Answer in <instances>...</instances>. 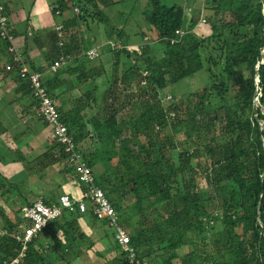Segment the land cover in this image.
Wrapping results in <instances>:
<instances>
[{
	"label": "trees",
	"instance_id": "trees-1",
	"mask_svg": "<svg viewBox=\"0 0 264 264\" xmlns=\"http://www.w3.org/2000/svg\"><path fill=\"white\" fill-rule=\"evenodd\" d=\"M161 1L147 0L140 47L130 49L129 36L115 30L117 44L109 45L106 62L98 56L87 65L84 52L92 38L81 40V23L87 16L106 18L95 0H59L51 13L68 17L59 23L63 35L54 31L50 36L52 53L45 58L52 64L68 55L71 61L64 73H75L78 82L102 77L94 89L109 85L91 99L97 112L89 121H82L79 113L89 106L94 89L79 96L69 119L57 106L61 98L52 92L58 80L43 82V88L129 235L136 259L146 264H264V0H204L215 14L206 24L211 34L205 37L190 31L200 16V9L192 7L197 0L185 1L184 7H166ZM186 7L190 17L185 16ZM218 11L229 13V19L216 20ZM175 30L183 34L174 35ZM107 62L109 71L104 68ZM200 71L206 83L187 92L182 105L164 98L170 87ZM128 89L131 93L123 96ZM136 100L142 107L137 116L132 109ZM182 124L187 127L183 139L174 141L166 130ZM124 130L134 133L128 141ZM88 136L106 138L112 145L123 142L125 155L98 177L90 155L81 149ZM47 157L46 165L60 163L62 175L83 190L66 155H42L43 161ZM57 197L50 203L42 200L50 205ZM0 218V264L15 258L16 264H71L64 254L84 264H134L113 235L111 248L95 247L104 236L94 237V220L110 234L113 230L91 211L62 209L26 243L22 257L12 237L21 230L22 218L11 222L1 209ZM180 248L187 251L179 254Z\"/></svg>",
	"mask_w": 264,
	"mask_h": 264
},
{
	"label": "crops",
	"instance_id": "crops-1",
	"mask_svg": "<svg viewBox=\"0 0 264 264\" xmlns=\"http://www.w3.org/2000/svg\"><path fill=\"white\" fill-rule=\"evenodd\" d=\"M0 1L3 3L4 12L14 36V44L21 53L27 68L41 73L44 82L53 78L58 80V83L55 82L56 85L52 92L55 97L61 98L62 104L58 103L57 106L62 114L70 119L73 116L75 101L87 91H92L94 85L92 88L84 87L85 82L89 83L90 80L78 82L75 73L71 75L64 73V67L58 68L55 72L50 70L51 64L46 59V56H51L52 53L50 36L55 31L54 27L66 19L68 14L64 13L60 17L51 13L52 8L57 5L59 0ZM41 2L45 3L43 8L40 11L35 10L37 3ZM110 3L112 4L111 1ZM47 7L51 8L50 14L53 22L56 19L52 24L53 28L50 29L47 19L42 23ZM40 29L41 34L34 33L35 30ZM46 29L50 31L46 32ZM109 43L115 44L112 41H107L108 45ZM94 47L91 46L89 49ZM7 61L5 44L0 41V180H4L15 193L10 199L8 194L1 192L0 208L8 210L9 206H15L14 220L9 216L8 219L11 222L17 219L19 223L21 218L19 208L21 206L30 204L38 198L50 203L62 194L77 199L80 190L73 180L62 175L60 163L46 165L45 162L50 160L48 157L43 161L42 155H65L64 151L61 145L51 137L50 127L37 116V104L29 88L25 86V82L18 80L16 73L5 70ZM78 85L83 88L78 90ZM96 87L98 88V86ZM93 91L95 92L88 98L89 106L79 113L82 121H89V118L97 112L96 105L92 103L91 99L93 96H98L103 89L100 91L94 89ZM83 115L85 117H82ZM87 128L90 131V127ZM89 136L81 142V149L85 155H90V158L97 155L99 161H103L100 158L102 155H116L115 147L109 140L106 138L94 140ZM59 178L60 182L57 181ZM0 183L2 189L4 184ZM96 236L101 237V235L94 234L95 238ZM102 236L105 237V234ZM104 237L95 244H100L101 241L107 248L108 244ZM104 247L100 244L99 249L105 251Z\"/></svg>",
	"mask_w": 264,
	"mask_h": 264
},
{
	"label": "built area",
	"instance_id": "built-area-1",
	"mask_svg": "<svg viewBox=\"0 0 264 264\" xmlns=\"http://www.w3.org/2000/svg\"><path fill=\"white\" fill-rule=\"evenodd\" d=\"M58 15V12H56ZM203 22V21H202ZM58 37L63 35L61 24L54 27ZM181 30H175L174 35H182ZM0 41L5 44V51L8 55V61L5 70L14 72L29 85L32 90V96L37 101V116L51 129V137L61 145L66 160L74 167L75 175L78 182L83 187L77 199L73 200L67 195H59L54 204L47 205L42 198L36 199L30 204L23 205L19 208L22 218L21 230L14 233L12 237L21 246L19 257L23 256L26 243L41 231L49 222L57 219L62 209H71L72 206L77 207L80 213L92 212V216L96 219L103 220L107 226L113 230V240L118 244L120 250L126 253V257L130 263L146 264L143 260L135 258L134 249L130 246V238L126 231L119 226V218L112 209L107 198L104 197L102 190L95 185L93 175L86 164L82 155L77 151L74 142L68 134L66 125L61 122L60 114L55 109L53 101L47 96L43 88V78L41 73L31 71L27 68L25 61L18 48L14 44V36L8 23V19L4 12L3 3L0 1ZM175 37L170 40L174 43ZM62 43H59L61 46ZM110 47L114 44L109 43ZM87 60L91 61L98 58V51L95 48L84 52ZM71 61L68 55H60L50 66V70L55 72L58 68L66 66ZM18 258L12 259L10 264H16Z\"/></svg>",
	"mask_w": 264,
	"mask_h": 264
},
{
	"label": "rangeland",
	"instance_id": "rangeland-1",
	"mask_svg": "<svg viewBox=\"0 0 264 264\" xmlns=\"http://www.w3.org/2000/svg\"><path fill=\"white\" fill-rule=\"evenodd\" d=\"M110 1L112 2V4L110 3ZM185 1H187V0H162L161 3L166 7L167 6H182V7H184ZM23 2L25 3V1H23ZM95 3H96L97 11L101 15H103L106 19L104 21H101L100 18H98V17L92 18V17L87 16L86 19L84 20V22H82L81 26H80V33H81L80 38L82 41H85L88 37H89V39H90V37H92L91 46L96 47L100 58L102 60H104V62H106L105 60H107L109 57V54H108L109 52L107 50L109 45L107 44V41H112L113 43L117 44V39H114L115 38V30H118L116 32H120L121 34L123 33L122 36H125V34H127L129 36V41H128L127 45H129L130 49L134 48L135 46L140 47L139 46V45H141V43L139 42L141 40L140 39V31L143 30L144 28H147V24L144 20L143 14H142L144 12V10H146L147 0H95ZM44 4L45 3H43V2L37 3V5L35 6L34 9L40 11L43 8ZM88 6L91 7V5H88ZM192 7L200 9V14H199L200 16L198 18L197 24L194 25L190 31L195 32V34L197 36H200V37H205V36L210 35L211 30L208 27V25H206V24L212 18L214 19V17H213L214 9L212 8V5L204 3V0H197L194 4H192ZM50 10H51V8L47 7L46 16L42 20V23H44V21L47 19V24H48L49 29L51 27L53 28L52 24H54L56 21V19H55V21L53 22L52 16L50 14ZM93 10L95 11V9H93ZM184 11H185V16L190 17L191 12L187 7L184 9ZM229 17H230L229 13H223L221 11H218L216 13L215 19L216 20L217 19L227 20V19H229ZM201 20H205V22L203 23ZM108 26H112V27L109 28ZM120 29H122V30L120 31ZM49 31L50 30L46 29V32H49ZM34 33L35 34H41V29L35 30ZM146 42H148V40ZM115 47H116V45H115ZM131 59H133V57H131ZM95 62H96V60L89 61L88 62L89 64H87V65H90V64L95 63ZM110 66H111L110 62L105 63V66H104L105 70L109 71ZM118 68L122 69L121 63H119ZM107 74H108V72H105V77H107ZM100 78H102V77H100ZM100 78H96V80H95L96 82L95 81L93 82L90 80L89 83L85 82V85L84 84L83 85L86 88H92V85H95V83H99V81L101 80ZM131 81H133V82L137 81L136 77L132 78ZM205 83H206L205 73L200 71L199 73L195 74L192 78H187V79L183 80L182 82L170 87L168 93L167 94L164 93L166 95L164 98L166 100L169 99V101L172 99V101L182 105L183 98L187 95V92L197 91ZM108 85L109 84H104L102 86H98V88H96V89H99V91H100V89L104 90V89L108 88ZM117 86L118 85H116V86L114 85L113 86L114 89ZM68 87H70V86H68ZM68 87H66V88L68 89ZM82 88L83 87L81 85H78V90H80ZM131 91H132L131 89H128V91H125V92L122 91L121 94L123 96H125L126 94L131 93ZM164 94H162V96H164ZM255 101L257 102V100H255ZM133 103L134 104H133L132 109L135 110V113L137 116L138 113L142 112V107L140 106L141 104H140V101H138V100H136ZM186 128H187L186 125L182 124V125L178 126L177 128H175V130H171V129L167 128L166 133L169 135H173L174 141L175 140H182L183 139V133L186 131ZM132 134H134L133 131L127 132L126 130H124V134L122 136L125 140L128 141V140H130V137ZM122 143H120L119 141H116V143L114 144L115 153H116L115 157L113 155H108V156L102 155V156H100V158L103 159V161H101V163H100L97 155H94L91 158V160H90L91 165L92 166L95 165L93 173L96 177H98L99 174L105 168L106 169L109 168L110 162H111V164H114V163H116L117 159H120L125 155V151L123 149ZM118 152L120 153L119 155H117ZM111 157H113V158H111ZM201 159H202V161H204V157H202ZM57 181L60 182V178L57 179ZM199 181L201 182V186H202L203 183H202L201 179ZM0 182H2L4 184V188H5V189L2 188V190H0V193L4 192L5 194H8L7 196H9L10 199H12L13 196L15 195L13 189L3 180H0ZM203 187H204V185H203ZM63 192H66V190H63ZM59 194H61V193H59ZM8 208H9L8 210H3L2 208H0V209L5 214V216L7 218L9 216L10 218L13 219L15 217L16 208H15V206L14 207L9 206ZM93 223L95 225V227H94L95 228V234L99 235V236L100 235L102 236L103 234H105L104 238L108 244L107 248H111L114 244L112 243V234H110V231L107 228H105L103 226V224H101L99 221L94 220ZM2 224H3V221L0 218V228H1ZM3 233H4V230H0V234L3 235ZM100 244L104 247V245L101 243V241H100ZM100 244H96L97 247L98 246L100 247ZM186 251H187L186 248H180L178 250V253L183 254ZM64 257H65V259H69L70 262H72L71 264H80V263L84 264L83 261L80 260V258H76L74 255L71 256L68 254H64ZM89 257H91V256H89Z\"/></svg>",
	"mask_w": 264,
	"mask_h": 264
}]
</instances>
